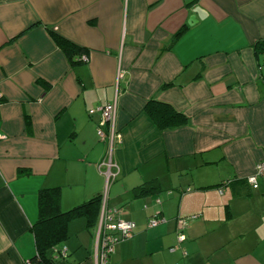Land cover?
<instances>
[{"label": "crops", "instance_id": "1", "mask_svg": "<svg viewBox=\"0 0 264 264\" xmlns=\"http://www.w3.org/2000/svg\"><path fill=\"white\" fill-rule=\"evenodd\" d=\"M260 40L264 0H0V264L36 254L45 187L62 210L101 196L92 229L68 222L59 264H98L104 193L135 225L107 264H264V175L247 180L264 160ZM151 99L187 121L159 129ZM106 103L100 137L89 110ZM154 217L165 221L148 227Z\"/></svg>", "mask_w": 264, "mask_h": 264}, {"label": "trees", "instance_id": "2", "mask_svg": "<svg viewBox=\"0 0 264 264\" xmlns=\"http://www.w3.org/2000/svg\"><path fill=\"white\" fill-rule=\"evenodd\" d=\"M54 39L69 61L74 63L81 60L78 48L57 35H54ZM253 46L257 55H264V40L257 41ZM144 111L159 129L174 128L187 121V117L182 112L168 103L154 99L146 102ZM154 188L155 183L151 181L138 186L136 192L144 193ZM100 200L101 196L96 195L68 210H62L60 189L58 187L41 188L38 193V219L32 227L36 254L29 263L59 264L57 259L60 256L59 245L63 244L68 237V222L82 216L86 220V229H92L95 226Z\"/></svg>", "mask_w": 264, "mask_h": 264}, {"label": "built area", "instance_id": "3", "mask_svg": "<svg viewBox=\"0 0 264 264\" xmlns=\"http://www.w3.org/2000/svg\"><path fill=\"white\" fill-rule=\"evenodd\" d=\"M1 95V94H0ZM115 103H106L104 105L97 106L89 110V113L99 112L100 121L99 127L97 129V134L100 137H104V132L101 129V126L105 123L112 121L115 114ZM5 136L0 135V139H3ZM102 165L107 166L108 172L107 175H110L111 161L103 160ZM264 175V160L259 161L255 164L254 172L248 176L247 180L250 184H256V177ZM106 198V193L103 194V202L101 209V219L98 224L97 230V243H96V252H97V262L98 264H107L110 254L113 252L114 245L123 239H128L132 237L134 232V223L131 221L121 220L117 217L118 209L113 207H108L104 200ZM190 218V217H189ZM192 218V217H191ZM165 220L160 217L151 218L148 221V227H155L159 223L164 222ZM178 229H177V241L178 243L184 240L183 228L188 223V218H179L178 219ZM66 247L63 246L60 248V256L66 255ZM26 264H30L26 262Z\"/></svg>", "mask_w": 264, "mask_h": 264}, {"label": "water", "instance_id": "4", "mask_svg": "<svg viewBox=\"0 0 264 264\" xmlns=\"http://www.w3.org/2000/svg\"><path fill=\"white\" fill-rule=\"evenodd\" d=\"M192 18V16H190V19Z\"/></svg>", "mask_w": 264, "mask_h": 264}, {"label": "rangeland", "instance_id": "5", "mask_svg": "<svg viewBox=\"0 0 264 264\" xmlns=\"http://www.w3.org/2000/svg\"><path fill=\"white\" fill-rule=\"evenodd\" d=\"M76 228V227H75Z\"/></svg>", "mask_w": 264, "mask_h": 264}]
</instances>
